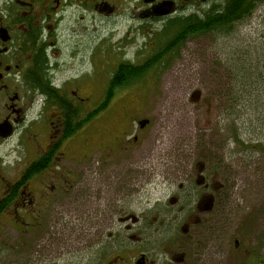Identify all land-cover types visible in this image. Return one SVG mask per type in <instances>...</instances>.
Instances as JSON below:
<instances>
[{"label": "flooded vegetation", "instance_id": "obj_1", "mask_svg": "<svg viewBox=\"0 0 264 264\" xmlns=\"http://www.w3.org/2000/svg\"><path fill=\"white\" fill-rule=\"evenodd\" d=\"M227 2L0 0V264H191L194 238L224 192L218 169L204 156L189 170L175 169L180 156L164 149L162 133L155 131L156 145L150 141L156 122L146 96L116 89L91 104L84 89L97 79L79 67L85 35L99 41L102 20L144 34ZM132 65L116 64L108 84ZM131 99L136 112L128 111ZM117 105L121 111L103 117ZM69 117L78 128L65 138ZM75 135L77 155L68 148ZM26 140L31 156L20 158ZM153 175L170 192L150 208ZM241 264H264V245Z\"/></svg>", "mask_w": 264, "mask_h": 264}, {"label": "rangeland", "instance_id": "obj_2", "mask_svg": "<svg viewBox=\"0 0 264 264\" xmlns=\"http://www.w3.org/2000/svg\"><path fill=\"white\" fill-rule=\"evenodd\" d=\"M128 26L102 20L99 41L93 44L85 35L79 70L97 79L96 85L86 80L91 83L83 96H91V104L101 100L116 64H144L174 31L168 26L159 30L149 26L144 34L136 29L127 34ZM240 58V65L233 63ZM168 61L122 91L117 89V95L131 91L134 96H146V112L156 122L150 141L156 145L155 131L162 133L157 137L162 138L164 149L180 156L175 169L189 170L194 157L196 161L210 159L218 169L224 192L218 197L213 220L200 227L194 238L191 264H241L249 255H260L264 245V2L235 27L231 37L208 34L188 39ZM131 101L128 111L136 112L139 102ZM116 107L106 110L103 117L122 110ZM40 129L38 143L43 144L46 128ZM79 139L75 135L69 141V152L77 155L71 147ZM32 143L23 141L20 158L31 156ZM153 177L145 197L150 208L165 203L170 192L160 176ZM185 205L182 201L180 206Z\"/></svg>", "mask_w": 264, "mask_h": 264}, {"label": "trees", "instance_id": "obj_3", "mask_svg": "<svg viewBox=\"0 0 264 264\" xmlns=\"http://www.w3.org/2000/svg\"><path fill=\"white\" fill-rule=\"evenodd\" d=\"M263 2L264 0H228L225 6L212 9L202 15L192 14L167 21L165 27L167 28L168 26L169 29L174 31L161 50L148 59L142 67H134L132 65L131 67L119 69L116 76L111 80L110 85H107L104 94L109 96L113 90L140 79L145 72L154 66L166 65L169 62L168 60L178 53L188 39H195L208 34H213L215 37H231L234 34L235 27L239 23L248 20ZM240 61L241 58L233 61V63L240 65ZM70 117L68 118L69 127L65 138L71 136L78 128L77 126L71 128Z\"/></svg>", "mask_w": 264, "mask_h": 264}, {"label": "water", "instance_id": "obj_4", "mask_svg": "<svg viewBox=\"0 0 264 264\" xmlns=\"http://www.w3.org/2000/svg\"><path fill=\"white\" fill-rule=\"evenodd\" d=\"M171 12H172L171 10H170V11H167V10H166V11H164L163 13H161L160 15H161V16H166V15L171 14ZM236 245H237V244L235 243V246H236Z\"/></svg>", "mask_w": 264, "mask_h": 264}]
</instances>
